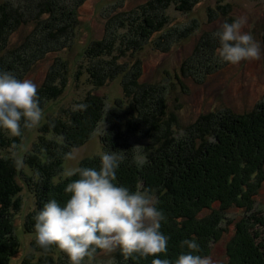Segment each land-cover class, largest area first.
Segmentation results:
<instances>
[{"label": "trees", "instance_id": "trees-1", "mask_svg": "<svg viewBox=\"0 0 264 264\" xmlns=\"http://www.w3.org/2000/svg\"><path fill=\"white\" fill-rule=\"evenodd\" d=\"M158 1L149 0L135 10L132 19L123 21L122 26L130 24L132 28L124 40L122 37L125 50L131 43L135 45V51L143 50L147 45L145 40L159 30L158 12L162 7ZM201 1L169 0V3H178L177 9L182 11ZM72 2L74 0H44L42 10L34 17L19 7L21 0H13V3L0 0V71L12 72L23 80L50 55L56 54L58 46L52 49L53 39H46L42 34L27 38V42L25 39L15 54L3 53L11 38L29 20H42L41 30L47 22L48 35L52 30L60 32L66 23L70 26L77 18L76 9L60 13L62 19L57 11ZM50 21H58V25ZM30 42L38 48L37 52L29 48L27 43ZM66 49L71 48H61L60 52ZM118 50L119 47L114 50L112 43L104 38L93 42L79 55L87 62L88 81L94 88L123 77V100L114 102L109 96L88 94L81 103L87 105L86 110L78 107L62 110L57 118L43 125L38 142L24 156V165L32 173L27 187L32 190L33 186V191L28 190L36 200L35 212L38 214L50 199H56L62 206L66 204L70 194L65 192V187L78 176L54 181L62 171L64 154L87 144L104 124L106 131L101 137L104 149L125 152L126 156L116 173L117 185L133 192L151 189L158 201L157 210L166 217L161 221V232L169 237L168 252L159 257H148L150 262L154 258L175 261L182 252H187V248L180 247L181 241L193 238L201 249L194 254L209 256L212 246L233 225V234L225 247L226 261L222 264H264V214L255 209V198L264 182V102L245 114L211 112L202 116L186 135L180 134L175 118V121L168 118L166 89L141 82L140 62L130 73L120 71L114 65L118 58L114 51L118 53ZM107 58L113 62H108ZM54 60L46 84L38 89L42 110L47 102L60 98L68 82V63ZM183 73L184 67L181 77H185ZM26 130L22 128V135L14 140L6 139L0 130V264H10L18 250L11 213L19 211L22 192L18 182L21 177L19 165L11 157H2L1 153L9 148L16 149ZM145 136L151 145L144 150V161L134 162L131 142ZM99 157L100 154L86 158L79 167L99 170ZM35 177L37 181L30 185ZM231 209L237 210L234 219L227 218ZM34 225L33 220H28L27 230ZM53 247L51 251L55 254L58 248ZM53 260L51 255H44L37 264H54ZM127 262L133 264L129 258ZM23 264L34 263L28 258Z\"/></svg>", "mask_w": 264, "mask_h": 264}, {"label": "rangeland", "instance_id": "rangeland-1", "mask_svg": "<svg viewBox=\"0 0 264 264\" xmlns=\"http://www.w3.org/2000/svg\"><path fill=\"white\" fill-rule=\"evenodd\" d=\"M8 1L13 3V0ZM42 1L44 0H21L19 7L23 11L26 9V12L36 17L43 8ZM148 1L84 0L79 3V0H74L72 5L66 3L67 6L65 5L63 10L57 11L62 19L60 13H68L76 9L77 18L74 21L70 20V26L66 23L60 32L52 30L48 35L47 22L43 23L45 29L41 30L42 20H29L14 35V38H11L7 51L3 53L5 55L15 54L25 39L27 42V38L42 34L46 39H53L52 49L58 46L57 53L50 55L46 61L35 67L26 78L31 79L38 89L44 86L55 58L60 60H56L58 63L67 62L69 69L68 82L62 95L56 101L45 104L44 118L40 125L26 130L22 138H19L20 143L16 149L9 148L1 153L2 157H11L16 161H21L18 167L21 171L18 182L22 187L20 209L15 214L11 213L18 250L10 264H23L28 258L31 263L37 264L44 255H51L54 264H70L69 257L61 250L56 249L57 253L54 254V251H51L54 247L46 252L37 245L34 226L30 227L31 230H27V221L32 222L33 220L35 223L34 217L37 213L35 212L36 200L31 193L33 186L32 190L27 187L32 173L24 165L23 160L38 142L43 125L57 118L62 114V110L77 108L88 94L109 96L114 102L123 100L122 76L98 89L88 81L87 62L80 59L79 53L90 47L93 42L108 39L114 46V50L119 47L118 53L114 51L116 58L118 57L114 65H117L120 71L127 70L130 73L137 62H140L141 82L166 89L164 92L167 99L168 118L172 120L175 118L180 134L185 133L186 135L202 116L211 112L245 114L264 102V0H202L196 6L188 9L184 7L182 11L177 9L178 3L170 4L169 0L167 3L159 0L158 4L162 7V10L158 12L160 22L157 29L159 30L152 31V35L145 40L147 45L143 50L135 51L133 49L135 45L132 43L130 48L125 50L126 44L123 40L132 28L127 23L128 27L122 26L123 21L127 18L132 19L135 10L140 9ZM69 17L72 18V14H69ZM242 17L247 21L242 31L249 32L260 44L261 57L258 60L242 61L236 65L223 62L216 55L220 43L213 33L220 30L222 23H233ZM50 22L58 23V21L57 23ZM27 44L32 52H37L38 48L35 44L32 42ZM67 46L71 49L60 52L61 48ZM107 59L108 62H113ZM98 63H102L101 60H98ZM183 67L185 77H181ZM79 71L82 72L80 76H78ZM105 131L104 124L100 125L87 144L75 148L78 150L77 158L65 160L62 171L68 167H77L84 159L106 151L101 143V137ZM2 132L8 140L17 139L7 131L2 130ZM147 138L131 142L133 148L141 147L137 151L142 155L144 150L151 145ZM62 171L55 178V182L66 178L61 174ZM35 181H37L36 177L30 185ZM255 209L258 213L264 214V182L255 198ZM236 212V209H231L227 218L234 219ZM207 214L208 212L204 215ZM227 229L228 232L224 233L222 239L212 246L209 254L218 264L226 261L225 247L233 234V225ZM128 258L133 264H151L148 258L138 256ZM128 258H125L119 249L112 253L98 251L91 261L86 258L84 264H128Z\"/></svg>", "mask_w": 264, "mask_h": 264}, {"label": "clouds", "instance_id": "clouds-1", "mask_svg": "<svg viewBox=\"0 0 264 264\" xmlns=\"http://www.w3.org/2000/svg\"><path fill=\"white\" fill-rule=\"evenodd\" d=\"M246 18L224 22L213 33L220 47L216 55L233 65L258 60L261 46L249 32L242 31ZM86 110L87 105L77 106ZM44 118L37 85L31 79H18L9 71H0V130L19 137L23 129H33ZM15 147V145H13ZM133 160L142 163L144 156L137 151ZM77 149L64 154L65 160H75ZM125 152L103 151L100 167H68L62 171L67 178L65 192L70 198L65 205L50 199L34 217L36 243L44 251L53 246L64 252L70 264H84L97 250L112 253L119 249L125 258L159 257L168 252L169 237L161 232L164 214L157 210V199L151 189L131 191L118 186L117 170L126 159ZM17 165L21 161H16ZM180 247L187 248L175 261L154 258L151 264H218L211 256H201L196 239H184Z\"/></svg>", "mask_w": 264, "mask_h": 264}]
</instances>
